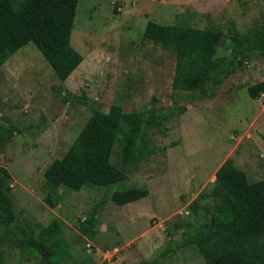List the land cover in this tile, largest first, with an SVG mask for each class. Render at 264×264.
Masks as SVG:
<instances>
[{"label": "rangeland", "instance_id": "rangeland-1", "mask_svg": "<svg viewBox=\"0 0 264 264\" xmlns=\"http://www.w3.org/2000/svg\"><path fill=\"white\" fill-rule=\"evenodd\" d=\"M148 21L217 30L218 54L226 55L233 30L264 27V0H79L71 45L83 61L66 81L32 43L0 67V124L17 130L0 148V167L10 174L6 192L26 230L60 223L71 240L63 264H140L166 248L172 251L163 264H205L193 245H181L193 221L188 205L212 187L229 158L249 182L264 181V94L254 100L247 93L264 80V56L255 55L205 99L174 94L175 55L143 39ZM113 105L124 113L186 111L166 123L165 134L148 131L150 151L139 160L124 163L115 142L110 162L125 180L81 191L48 185L46 168L63 157L94 111ZM131 188H146L148 195L124 206L111 201L113 192ZM94 209L93 234L86 238L79 222ZM208 217L200 209L196 219ZM0 250L9 264H41L16 248Z\"/></svg>", "mask_w": 264, "mask_h": 264}, {"label": "trees", "instance_id": "trees-1", "mask_svg": "<svg viewBox=\"0 0 264 264\" xmlns=\"http://www.w3.org/2000/svg\"><path fill=\"white\" fill-rule=\"evenodd\" d=\"M78 2L0 0V67L32 43L56 77L66 81L83 61L71 45ZM142 37L174 53L173 93L184 91L192 94L194 100L207 98L212 88L221 85L255 55L264 56V27L244 34L233 30L226 55L218 54L221 33L214 29L148 21ZM247 93L250 98L259 99L264 94V80L249 86ZM185 111V107H178L166 113L151 107L124 113L118 105L111 106L108 112L94 111L63 157L46 168L44 178L51 187L68 191L121 182L126 179L125 173L110 162L115 142L122 146L124 163L139 160L150 151L145 137L148 131L156 129L165 134L166 123ZM16 132L14 127L0 124V148ZM9 178L8 171L0 167V246L16 248L41 264L65 263L70 258L71 240L62 226L52 221L38 233L26 230L16 219L6 192ZM147 195L146 188H131L113 192L110 199L116 206H124ZM45 201L54 207L48 198ZM201 201L206 202L200 207ZM200 209L209 216L206 221H197ZM188 210L193 221L181 245H193L205 264H264V181L249 182L245 172L229 158L216 170L212 187L201 191ZM96 216L94 209L79 222L78 231L86 238L93 234ZM171 251L166 248L140 264H163ZM3 256L0 250V264H9Z\"/></svg>", "mask_w": 264, "mask_h": 264}]
</instances>
